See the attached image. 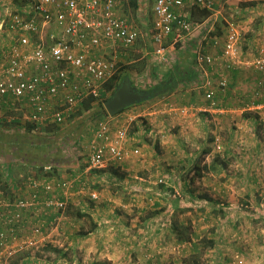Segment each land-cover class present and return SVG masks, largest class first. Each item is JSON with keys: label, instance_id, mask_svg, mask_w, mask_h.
Returning <instances> with one entry per match:
<instances>
[{"label": "rangeland", "instance_id": "1", "mask_svg": "<svg viewBox=\"0 0 264 264\" xmlns=\"http://www.w3.org/2000/svg\"><path fill=\"white\" fill-rule=\"evenodd\" d=\"M153 1L138 0V8L135 11L130 7L129 0L125 1L123 14L138 27L140 34L127 58L119 64L116 73L123 79L129 78L131 86L147 92L148 97L113 116H109L105 111L89 125L91 128L98 121L105 120L114 128H126L129 137L135 135V138H138L135 139L138 142L130 138L127 147L139 146L142 157L140 160L146 159V161L141 163L140 160L129 159L125 165L133 168V173L124 172L120 168L117 170V163L113 162L107 163L101 170H95L92 174L88 171V174L84 175V185H76L69 190L67 206L60 220L47 230L49 237L46 242L38 243L30 249L20 248L22 240L14 244L17 249H13L12 262L17 261V264H20L28 257V264H77L80 259L76 256V250L73 255L68 249L87 248L86 245L81 247L80 242L74 237L78 234L83 235L91 223V216L94 217L96 213L102 211L100 203L103 201L107 203L105 210L109 207L110 210L117 211V208L122 206H117L116 202H113L115 199L131 202V199L135 198L154 203L167 198L176 201L178 209H186L175 219L181 221V224L183 222L182 227L192 226V230L196 229L197 236L193 237L192 242L201 244L197 249H192L191 243L178 242L176 238L166 237L164 234L150 244L151 248L154 242L165 243L164 249L168 252L165 258L159 260L160 264H239V259L242 261L241 264H264V138L259 134L260 116H252L255 119L252 120L254 125L250 127L253 136L247 141L244 139L239 141L234 135L228 138V132L213 126L201 130L198 125L204 120L199 117L196 120V127L204 136L203 142L198 143L194 139V142L188 140L189 142L173 143V135L166 134L165 141L161 143L160 134L150 125V114H148L162 110L164 103L173 102L175 95L179 93L171 84L167 85L169 88L163 89H169L170 93L162 92V89L156 87L157 83L161 82L162 85L165 81L171 82L175 65L182 72L188 69L187 67L193 68L195 65L193 53L197 45L202 44V48L209 51L211 38L216 36L221 38L228 24L239 25V48L242 58L253 59L257 49L264 45V0H220L212 11H208L209 16L202 21L197 20V17L200 18V13L193 12L194 19H191L203 26L196 31L190 42L177 52V55L172 51L171 56L169 52L168 62L162 64L153 60L154 47L150 42ZM22 3L21 0H0V11L6 6L16 11ZM252 35L254 44L252 40L250 42L252 45L245 46ZM207 42L209 45H206ZM243 71L249 73V79L253 78L254 89L258 74L252 68H242L241 72ZM192 83L186 85L189 87ZM193 87L195 88L194 84ZM193 92L196 93L198 106L206 105L203 92L196 90L190 93ZM254 99L264 101V88L259 94L253 95ZM195 112L200 113L193 110V113ZM242 113L241 116L248 119L253 112L244 110ZM261 115L264 116L263 112ZM76 118L79 119L81 116H75L63 127ZM14 126H1L0 129L11 133L17 129ZM178 126L175 124L167 127L168 133L176 134ZM235 129L236 126H233L232 131ZM23 130L21 129L22 132ZM62 153L71 157L77 166L85 167L89 154L88 140L83 141L81 138L77 143L63 145ZM197 162L201 168L206 165V168L201 169L200 177L195 176L193 172L194 164ZM7 166L15 175L19 172L24 175L29 170H34L19 161L12 160L7 163L0 159V173ZM113 167H116V170L110 169ZM57 169L55 175L57 179H65L69 176L67 168ZM106 171L111 173L106 174ZM143 183L154 186V190L143 192L130 189L132 185L139 186L138 184ZM185 183L188 184L184 187ZM206 183L214 189L206 191L204 188ZM93 192L98 196L93 200L97 205L95 208L93 206L86 208L91 200L89 194ZM195 199L197 202L194 203ZM205 199H208L207 203ZM131 207L130 213L137 214L136 206ZM160 209L161 207L154 210L147 209L146 213L151 214ZM79 210L87 216L78 217ZM177 212L178 210H175L173 213ZM160 213L166 215L165 209ZM160 219L166 221L164 216H160ZM163 225L164 223H160L159 227ZM67 233H71L70 238H67L69 236ZM87 249H95V246L91 244Z\"/></svg>", "mask_w": 264, "mask_h": 264}, {"label": "built area", "instance_id": "2", "mask_svg": "<svg viewBox=\"0 0 264 264\" xmlns=\"http://www.w3.org/2000/svg\"><path fill=\"white\" fill-rule=\"evenodd\" d=\"M21 1L16 11L8 6L0 11V127L30 125L41 133L70 122L84 100L101 101L108 94L106 83L140 31L123 14L126 0ZM219 1L154 0L153 60L168 62V49L179 52L200 30L202 24L191 19L192 8L212 11ZM232 24L221 38H211L212 46L222 41L220 54L205 51L202 44L194 51V86L212 106L215 92L228 88L227 72L235 67L256 71L255 95L264 88V45L253 59L244 60ZM257 109L264 112V106ZM259 124L264 138V116ZM130 138L126 128L101 121L89 143L84 171L140 157L139 146L127 147ZM5 169L0 173V264H12L14 244L22 240L20 248L30 249L46 242L47 230L63 215L69 190L84 182L77 173L57 179L49 167L16 179ZM89 195L92 201L98 198L96 192Z\"/></svg>", "mask_w": 264, "mask_h": 264}, {"label": "crops", "instance_id": "3", "mask_svg": "<svg viewBox=\"0 0 264 264\" xmlns=\"http://www.w3.org/2000/svg\"><path fill=\"white\" fill-rule=\"evenodd\" d=\"M192 14L193 12L191 10V18L194 19ZM231 24L232 23L229 25ZM232 25H234L236 30L239 31V25H235V23ZM227 29L228 27L225 29L222 36L226 33ZM253 39L254 36H250V39L246 42L245 46H250V42ZM209 43H206V45H209L208 49H210L208 52L212 54L221 53L222 41L219 43V49H216V46H212L211 42ZM168 52L171 53L170 49H168ZM173 54L177 55V52L173 51ZM173 54L171 53L170 55L172 56ZM249 57L251 58L252 56ZM246 59L249 58L244 57V60ZM181 66H183V64ZM193 68L195 69V65ZM242 68V66L235 67L227 72V78L229 81L228 88L223 91L217 90L215 92L214 106H212L206 99H204L206 101V105L198 106V103H196L197 99L195 98L196 93H190L197 90L193 87V84L196 85V83H192L189 87L186 83L173 85L179 92L178 95H175V99H173L174 101L171 103L169 101L164 103L163 109L155 112V114L148 113L150 114V125L155 128L154 130H156V133L160 134L159 138L161 139V143L163 140L165 141L164 135L166 134L169 136L173 135V143L189 142L188 140L194 142V139H196L198 143L203 142L204 136L201 135V132L196 127V120H198L199 117L204 120H201V124L198 125L201 130H205L209 126H213L215 128L223 129L224 132H228V138L234 135L239 141H241V139H244L245 141L250 139L251 136H253L250 132L252 129L250 127L254 125L252 120H255L252 116H262L261 114L263 110H259L257 107L261 108V106H264V101L253 100V95L255 96V88L253 89L252 84L253 78L252 80L249 79L248 72H241ZM160 83H157L158 85L155 86L159 90H163L166 85L164 83L161 85ZM187 88H189V90H186ZM193 110H197L200 113H193ZM244 110L253 112L249 115L248 119L241 116ZM175 124L179 125L177 131L175 132L176 134H169L167 127ZM233 126H236L235 131H232ZM131 139L135 140L138 138H135V135H133ZM135 141L138 142V140ZM237 148L239 149L240 147ZM132 158L137 159L136 161H138L142 157ZM127 161L120 164V169L124 172L133 173V168H128L125 165L128 163ZM145 161L146 159L140 160L141 163ZM115 168L116 167L110 169L114 171L116 170ZM34 170L31 169L26 172V174L31 171L35 172ZM109 171H106L105 173L110 174L111 172ZM9 173L14 179L23 175L22 172H19L16 175L14 172L9 171ZM187 184L185 183L184 187L187 186ZM138 185L139 186L132 185L130 186V189L140 190L143 192L154 190V186H147L144 183ZM204 188L206 191L214 189L209 183H206ZM194 190L196 189L194 188ZM151 195L152 194H150V196ZM207 201L208 199L205 203H207ZM113 202H116L117 206L121 205L122 207L117 208V211L113 209L110 210L109 207L105 210L104 207L107 203L103 201L100 203L102 211L96 213L94 217L91 216V223L85 233L83 235L78 234L74 237L78 242H80L81 247H85L86 245L88 248L91 244L95 246V249H68V251L73 255H75L74 253L76 250V256L80 259V261H77V264H160L159 260H161V258H165V255L168 252L167 249H164L165 243L154 242L153 245H151V248L150 244L153 240L158 239L164 234L166 237L176 238L177 233L183 229V222L181 224V221H177L175 218H177L181 213H184L186 209H178L176 201L167 198L154 203H147L135 198L131 199V202H121L118 199H115ZM195 202H197L196 199L194 200V203ZM96 205V202L94 203L90 200V204L86 205V208L89 206H93V208H95ZM131 206H136L138 211L137 214L130 213V209L132 208ZM158 207H161L160 211H164L165 209L166 215H162L160 211H155L151 214L146 213L147 209L154 210ZM175 210H178V212L173 213ZM160 216H164L166 221L163 222L162 219H160ZM160 223H164L163 227H159ZM70 234L71 233H67V235H69L67 238H70ZM189 235L192 237V240L193 237L197 236L196 229L192 230V226L191 229H189ZM177 247H179V244ZM159 252L162 253V255H157L160 254Z\"/></svg>", "mask_w": 264, "mask_h": 264}, {"label": "trees", "instance_id": "4", "mask_svg": "<svg viewBox=\"0 0 264 264\" xmlns=\"http://www.w3.org/2000/svg\"><path fill=\"white\" fill-rule=\"evenodd\" d=\"M129 4L134 11L138 8V0H129ZM195 11L200 13V18L197 17V20L200 19V21L207 18L210 14L208 11L200 9H194L192 12ZM187 68L188 69H185L182 72V70L178 69L177 65H175L172 71L173 77L171 78V82H164V84L166 85L165 88H169V86H167L168 84H189L195 81L198 76L197 72L194 68ZM122 80L123 78L121 77V75L118 76L117 74H115L111 79L108 80L105 85L108 94L106 96H103V99L101 101H94L93 99L84 100L79 109H77L75 114L72 116L73 119L77 115L81 116V118H76L73 122L69 123L65 127H63V125L60 127L50 126L46 130H43L41 133L33 131L34 129L30 125L26 126L25 128L19 127L21 129H24V132H22L19 128L15 129L11 133H7L4 130L0 129V159L7 163L11 162L12 160L19 161L24 165L34 168L38 172L42 171L44 167H49L53 175H57V168L64 167L67 168L69 173L79 174L80 179L84 182V175L88 174L84 171L86 166H77L74 163L75 161L71 157L62 153V146L69 143H77L81 138L83 141L88 140V144L90 143L93 132L97 129V126L101 122V120L91 128H89L90 123L92 122L93 124V122L101 114L105 113L103 103L112 96L115 88ZM162 92L170 93L169 89L162 90ZM204 152L207 153L208 151ZM113 163H117L116 167L120 168V164H123L124 162ZM205 166L206 165H203L202 168H206ZM6 168L8 170V166ZM119 168L116 169L118 170ZM202 168L199 167L198 162L194 164L193 172L195 176H201ZM95 170H101V168L91 169L89 170V174L90 172L92 174ZM2 171H6L5 167ZM98 172L100 173L101 171ZM2 175L3 174L1 172V176ZM77 216L79 217L87 215L83 211L79 210L77 212ZM190 228V226H187L186 228L183 227L182 231H179L177 233L176 240L178 242L191 243L192 249H197L199 244L201 243L192 242V237L189 235L188 231ZM12 264H17V261L12 262ZM20 264H28V261L23 260Z\"/></svg>", "mask_w": 264, "mask_h": 264}, {"label": "water", "instance_id": "5", "mask_svg": "<svg viewBox=\"0 0 264 264\" xmlns=\"http://www.w3.org/2000/svg\"><path fill=\"white\" fill-rule=\"evenodd\" d=\"M147 97V92L132 87L129 78L126 77L117 85L112 96L103 103V108L109 116H113Z\"/></svg>", "mask_w": 264, "mask_h": 264}, {"label": "flooded vegetation", "instance_id": "6", "mask_svg": "<svg viewBox=\"0 0 264 264\" xmlns=\"http://www.w3.org/2000/svg\"><path fill=\"white\" fill-rule=\"evenodd\" d=\"M140 91V90H139Z\"/></svg>", "mask_w": 264, "mask_h": 264}]
</instances>
